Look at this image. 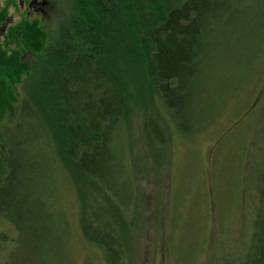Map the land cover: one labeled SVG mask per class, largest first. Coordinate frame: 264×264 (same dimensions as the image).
<instances>
[{
  "label": "trees",
  "instance_id": "obj_1",
  "mask_svg": "<svg viewBox=\"0 0 264 264\" xmlns=\"http://www.w3.org/2000/svg\"><path fill=\"white\" fill-rule=\"evenodd\" d=\"M68 7L50 27L23 20L0 48V217L35 223L49 251L43 264L54 262L60 227L71 233L58 192L46 191L61 176L76 195L83 241L104 264H130L139 220L128 166L135 107L161 146L173 132L189 140L205 130L225 89L238 97L264 73V0H68ZM254 40L253 54L243 55L254 65L228 78L232 56ZM262 126L256 212L226 264H264Z\"/></svg>",
  "mask_w": 264,
  "mask_h": 264
},
{
  "label": "rangeland",
  "instance_id": "obj_2",
  "mask_svg": "<svg viewBox=\"0 0 264 264\" xmlns=\"http://www.w3.org/2000/svg\"><path fill=\"white\" fill-rule=\"evenodd\" d=\"M59 1L61 16L69 7L68 0ZM51 18L46 21L49 27L55 20ZM246 43H241L232 56L235 60L224 68L228 78L236 71L241 77L254 65L255 58L243 55L253 54L255 40L250 50L245 49ZM244 84L240 81L236 86ZM242 88L238 97L226 89L221 93L205 130L189 140L173 132L164 146L144 133V109L135 107L128 166L139 220L130 232V264H226L227 254L251 230L258 200L260 150L255 141L260 144L264 124V73ZM13 131L19 132L18 127ZM53 174L58 176L54 169ZM57 178L55 187L47 186L46 191L58 192L56 202L69 219L71 233L67 236L60 227L61 243L53 242L57 247L51 264H104L100 254L83 241L73 187ZM125 194L122 201L127 200ZM34 226L24 221L16 226L0 217V264H43L48 259L49 251L44 250L48 248L43 249Z\"/></svg>",
  "mask_w": 264,
  "mask_h": 264
},
{
  "label": "flooded vegetation",
  "instance_id": "obj_3",
  "mask_svg": "<svg viewBox=\"0 0 264 264\" xmlns=\"http://www.w3.org/2000/svg\"><path fill=\"white\" fill-rule=\"evenodd\" d=\"M59 2V0H0V48L4 49L10 43L8 41L11 30L20 34L23 20L48 21L50 17H58Z\"/></svg>",
  "mask_w": 264,
  "mask_h": 264
}]
</instances>
